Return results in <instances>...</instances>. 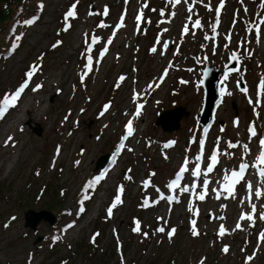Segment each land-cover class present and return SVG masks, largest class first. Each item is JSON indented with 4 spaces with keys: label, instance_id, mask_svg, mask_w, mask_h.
<instances>
[{
    "label": "rangeland",
    "instance_id": "obj_1",
    "mask_svg": "<svg viewBox=\"0 0 264 264\" xmlns=\"http://www.w3.org/2000/svg\"><path fill=\"white\" fill-rule=\"evenodd\" d=\"M261 2L225 0L216 33L212 25L220 0H188V4L182 0L175 7L168 0H30L31 11L20 8L14 33L21 45L0 58V104L20 88L18 83L30 66L40 65V69L16 106L0 118V264H200L202 260L204 264H245L247 257H252L250 264H264V242L259 238L264 232V221L259 219L264 212V178L251 167L259 154V140L264 139V90L258 87L264 78V26L259 43L254 31L264 17ZM209 3L213 11L205 7ZM73 4L76 19H69L71 27L65 32L64 16ZM189 6H193L192 21L199 19L202 28H193L188 21ZM141 10L144 15L138 24L136 16ZM122 18L124 26L120 27ZM25 21L35 22L26 25ZM185 24L189 33L182 36ZM205 35L216 38L205 40ZM227 35L232 37L230 42ZM93 36L98 43L92 44ZM58 41L62 43L54 48ZM107 45L110 51L100 59ZM154 46L155 53L150 51ZM233 52L239 56V68L228 73L219 90L220 96L222 88L231 95L221 96L214 122L206 136L202 135L198 123L204 98L199 84L202 69L216 66L221 71ZM89 54L93 70L81 84ZM214 73L209 72L211 78ZM120 77L125 79L121 82ZM37 85L42 87L32 91ZM134 95L138 96L135 101ZM106 104L111 107L101 117ZM138 104L144 107L135 117ZM26 105L31 109L28 114L24 113ZM176 108L184 110L177 129L162 131L155 125L157 116ZM129 120L133 135L123 141L125 147L116 155ZM234 121H239L238 126ZM250 126L255 127L256 137H250ZM9 137L13 139L6 146ZM201 140L202 175L196 178L191 171ZM169 142L174 144L165 148ZM228 142L239 146L229 149ZM244 144L250 152L243 151ZM217 150L232 155L218 157L219 163L207 176L205 200L200 201L203 172ZM108 153L115 163L112 159L102 173L94 170L96 160ZM186 156L189 172L180 188L170 190L167 185ZM242 158L250 165L245 179L235 186L234 194L223 192L217 199L223 176L238 171ZM94 173L103 179L94 192L89 190L92 198L84 201L81 213L83 189L95 178ZM146 180H151L148 188L144 187ZM249 181L253 192L262 193L260 198L253 195L251 203ZM121 186L123 202L109 218L106 210ZM186 186L189 191L182 192ZM59 191L62 216L56 218L52 212V226L41 220L34 231L26 229L25 213H40ZM161 194L175 196L179 202L169 204L164 199L154 204ZM145 199L151 206H142ZM252 203L256 204L254 224L240 219L253 214ZM189 207L198 209L199 215L193 216ZM192 219L198 237L191 235ZM135 221L140 222L139 233L133 231ZM221 226L226 229L223 237L218 235ZM158 227L165 232H157ZM172 228L176 233L169 240L167 233ZM225 246L227 254L222 251ZM87 251L94 257L89 258Z\"/></svg>",
    "mask_w": 264,
    "mask_h": 264
},
{
    "label": "snow or ice",
    "instance_id": "obj_2",
    "mask_svg": "<svg viewBox=\"0 0 264 264\" xmlns=\"http://www.w3.org/2000/svg\"><path fill=\"white\" fill-rule=\"evenodd\" d=\"M125 2L127 3V0H125ZM182 2V0H168V3H170L173 7H175L176 5H179L180 3ZM183 2L185 4H188V0H183ZM202 2V0H201ZM224 3H225V0H220V3L219 5L216 7L215 9V13H216V16H215V22L214 24L212 25V32L213 33H216L217 31V28L219 26V23H220V13H221V10L224 8ZM241 3H243V0H241ZM261 8H264V0H262L261 2ZM143 7H148L147 3L145 2L143 4ZM205 7L207 8L208 11H213L210 3L208 5H205ZM153 11H156L155 9H153ZM187 11L189 13V16H188V21L190 23H192V27L193 28H202V24L200 22L199 19L195 20L194 22L192 21V14H193V6H189L187 8ZM245 12H247V9L245 8ZM92 13H90L91 15ZM108 14V10L107 8H105V11H104V15H107ZM143 11L141 10L139 12V14L136 16V21L137 23L139 24L140 21L143 19ZM160 15L161 16H164L165 13L163 10L160 11ZM171 16H175V12H171L170 13ZM76 19V4H73L69 10L65 13V16H64V21H65V24H66V27L63 29V31L67 32L70 27H71V24L69 23V19ZM35 21H25V24L26 25H30L32 23H34ZM168 22H171V21H168ZM120 27H123L124 24H123V18L121 19L120 21ZM261 26H264V17H261L259 19V21L257 22L256 24V27L254 29L255 31V34H256V42L259 43L260 42V39H261ZM99 27H104L103 24L99 25ZM166 31V30H165ZM248 31L249 32H252L253 31V28L249 27L248 28ZM189 33V27L187 24H185V26L183 27L182 29V36L183 35H187ZM193 35L195 34L194 32L192 33ZM85 37H86V43H87V34H85ZM215 35L213 36H208V35H205L204 39L205 40H215ZM225 39L227 41H231L232 37L231 35H227L225 37ZM16 40L19 41L20 40V37H16ZM98 38H96L95 36L92 37V44H96L98 43ZM159 42V41H158ZM62 42L58 41L57 44H54L53 47H58ZM108 43L110 44L111 43V40L108 41ZM18 47V44L16 45ZM164 49L166 50L167 49V43H165L163 45ZM15 50V49H13ZM88 51L89 53L91 52V45H89V48H88ZM151 52L155 53L157 51V48L154 46L151 50ZM107 52V48L104 49L103 52H101L100 54V59L103 58V56L106 54ZM42 59V58H41ZM231 60L233 61H237L239 60V57H238V54L236 52H233L231 54V57H230ZM99 62V61H97ZM93 59H92V56L89 54L87 56V60H86V64H85V67H84V71L83 73L81 74V77H80V80H81V84L84 83L85 81V78L87 76L88 73H91L92 70H93ZM40 69V65H32L30 66V69L28 72H26L25 76H26V80L25 82L22 84V86L14 93L11 95V97H5L4 98V101L2 104H0V118H3L4 114L8 111L9 107H15L16 106V102L17 100L20 98L21 94L25 91V89H27L29 87V82L32 80L33 76L37 73V71H39ZM238 70V69H237ZM167 75V72H165L163 75H162V78H161V82L163 81V76H166ZM205 75H207V73H205ZM125 78L124 77H120L119 80L122 82ZM224 79L227 80L228 79V73L226 72L224 74ZM182 83H184L182 81ZM156 87L159 86V84L155 85ZM40 87H42L41 85H37L35 88L32 89V91H38L40 89ZM116 87H119V82L117 83ZM150 88L152 87V85L149 86ZM259 89L261 90H264V78H262V80L260 81V84H259ZM243 92L245 93V95H247V88H244L243 89ZM223 95H231L230 92H226L223 88L221 89V96ZM259 95V93H258ZM138 98V96L134 95L133 99L134 101ZM249 103L252 104L253 101L251 99H249ZM257 104H259V99H257L256 101ZM111 107V105L109 104H106L104 105L102 111L100 112V116L103 117L105 115V113L108 112L109 108ZM144 105L143 104H138L137 107H136V110H135V113H134V116L135 117H139L140 114H141V111L143 109ZM65 119H67V117H65ZM234 124L238 126L239 124V121H234ZM223 130V129H222ZM249 134H250V137H256L257 136V132H256V129L254 126H250L249 129ZM133 132H134V129H133V122L132 120H129L128 123L126 124L125 126V135L121 138V143L118 145L117 147V152H116V155L119 154L120 150H122L125 145L123 143V141H126L129 137H131L133 135ZM207 134V129H205V136ZM13 138L12 137H9L8 138V141H6V146H7V143L10 142ZM174 144V142H169L168 144H165L164 147L165 148H168V147H171L172 145ZM239 145L238 144H235V143H231V142H228L227 144V147L229 149H235L237 148ZM242 148H243V151L245 153H248L250 152V149H249V146L247 144H244L242 145ZM129 151H131V149H128ZM203 153H204V142L203 140L200 141V154H198L196 157H195V167L194 169L191 171V175L194 176V177H201L202 175V171H201V167H200V162L203 160L204 156H203ZM220 155H226V156H231L232 153L228 152V153H220L219 150L217 151H214L211 156H210V163L207 165V168H206V171L203 172V176L205 177L204 181H203V188H204V192L201 193V194H198L197 195V199L200 200V201H204L205 200V196L207 194V191H208V184H209V180L207 179V176L209 173H212L214 168L217 166V164L219 163V159L218 157ZM168 157L165 156V159H167ZM80 162L79 161H76V164L78 165ZM113 163H115V159H113ZM189 163H190V160L189 158L186 156L184 158V161L182 163V166L179 168L178 172L175 174V178L167 185V187L170 189V190H175V189H178L180 188V184H181V181L184 179L185 177V173H188L189 172ZM250 165L248 162H245L243 160V158L241 159V162L239 163V170L236 171V170H232L230 171V173H227L223 176L222 180H223V183H222V187H221V191H218L216 193V198L219 199L221 194L223 192H226L228 194H234V189H235V186L240 183L242 180L245 179V173L247 172V170L249 169ZM252 168L256 169V171L258 172L259 176L261 178H264V139H260L259 140V154L256 158V161L255 163H253L251 165ZM150 175H155V173H151ZM128 179H130V177H127ZM103 179V176H99V177H96L92 180H90L89 182L86 183V185L84 186V189H83V196H82V199L80 201V204H81V207H80V212L82 213L84 211V207H83V204H84V201H87V200H90L92 197L91 195L89 194V190L91 189L93 192L95 191V186L100 182V180ZM217 183H221V181H217ZM151 186V180H146L144 181V187L145 188H148ZM193 187H195V185H193ZM253 183L251 181H249L247 183V190H248V193H249V202L251 203V197L254 195L256 198H260L262 196V193L261 191H259L258 189L256 191L253 192ZM157 191H159V189H157ZM182 192H188L189 191V188L186 186L184 188L181 189ZM213 191H216L215 189H213ZM124 192V189L123 187H119L118 190H117V194L113 200V202L110 204V206L107 208L106 210V214L109 218L112 217L113 215V210L120 204H122V194ZM164 199H167L168 200V203L171 204L173 202V200H176V202H179L178 201V198L173 196V197H165L163 194H161L159 196V199L154 201L153 203H159L160 200H164ZM144 207H148V206H151L149 205L148 203V200L145 199L143 205ZM262 208H264V205H261ZM251 209H252V213L253 214H249V215H241L240 216V219L241 220H247V221H251L253 222L254 224V214L256 212V204L252 203L251 204ZM189 212H191L193 214V216H198L199 215V210L198 209H193L192 207H189L188 209ZM13 220L16 219L15 217L12 218ZM158 219H162V218H158ZM259 219L264 221V212H262L259 216ZM135 224L136 226L133 228V231L136 232V233H139L141 231V227H140V222L139 221H135ZM190 225H191V228H190V231H191V235L193 237H198L200 235V232L198 231L197 229V226H196V220L195 219H192L190 221ZM7 227V225H5ZM236 228L239 229L240 228V225L237 224L236 225ZM157 232L159 233H164L165 232V228L164 227H158L156 229ZM176 233V229L175 228H172L168 231L167 235H168V239L169 240H172L174 235ZM226 234V229L221 226L219 228V232H218V235L220 237H223L224 235ZM96 235H99V234H96ZM145 236H147V234L145 233L144 234ZM260 240L262 242H264V232H261L260 233V236H259ZM95 241V236H93V242ZM222 251L227 254L229 252V248L227 246H225ZM252 260V257H247L246 258V262L245 264H250V261ZM200 264H204V261L202 260L200 262Z\"/></svg>",
    "mask_w": 264,
    "mask_h": 264
},
{
    "label": "water",
    "instance_id": "obj_3",
    "mask_svg": "<svg viewBox=\"0 0 264 264\" xmlns=\"http://www.w3.org/2000/svg\"><path fill=\"white\" fill-rule=\"evenodd\" d=\"M239 57V56H238ZM239 68V64L237 61L229 60L225 67L223 68L222 72H219L218 67L214 66L213 68H209L208 66L202 70V78L200 80V85L204 88L203 90V97L204 102H202V111L199 113L200 118V125L205 128L209 122H212L211 113L214 111V105L220 100V96L218 95V90H220V84L224 80V74L226 72H234L236 69ZM209 72H215L213 75L214 77L211 78ZM207 73V75H205ZM184 110L176 108L170 112H164L162 115L157 116V122L155 125H158L162 131H174L178 128V123L183 116ZM201 116V117H200ZM204 120H203V118ZM39 130L34 131L37 135L39 134ZM110 159V156L107 154H103L100 159L96 160L95 162V169L94 170H101L105 169L106 163ZM52 213V212H51ZM47 212V210H41L40 213H36L35 211H28L24 215V222L26 229L35 230L36 226L41 223V220L47 221L49 226L55 223L54 216Z\"/></svg>",
    "mask_w": 264,
    "mask_h": 264
},
{
    "label": "trees",
    "instance_id": "obj_4",
    "mask_svg": "<svg viewBox=\"0 0 264 264\" xmlns=\"http://www.w3.org/2000/svg\"><path fill=\"white\" fill-rule=\"evenodd\" d=\"M30 0H0V58L3 55H9L13 49H15L19 43L16 41V33H14L13 27L16 23L15 16L20 13V8L25 7L31 11V7H28ZM15 19V20H14ZM14 20V21H13ZM25 77V72L23 73ZM23 80V79H22ZM22 80L20 82H22ZM55 193V191H54ZM51 195L50 203L44 206L41 210H47V212H53L56 218L62 216L63 209L60 206L62 199H60L61 191L57 195ZM89 258H93L94 254L91 256V251H87ZM96 253V252H95Z\"/></svg>",
    "mask_w": 264,
    "mask_h": 264
},
{
    "label": "bare ground",
    "instance_id": "obj_5",
    "mask_svg": "<svg viewBox=\"0 0 264 264\" xmlns=\"http://www.w3.org/2000/svg\"><path fill=\"white\" fill-rule=\"evenodd\" d=\"M123 30H124V29H123ZM118 34H119V33H118ZM118 34H117V35H118ZM120 34H121V33H120ZM117 35H116V36H117ZM118 37H119V36H118ZM119 42H120V40H119ZM111 43H112V42H111ZM110 46H111V44H110ZM108 47H109V46L107 45V47H106V48H107V52L110 51V49H108ZM108 54H109V53H108ZM126 55H127V54H126ZM107 56H108V55H107ZM131 95H132V94H131ZM128 96H129V95H128ZM130 99H131V97H130ZM26 107H27V105H26ZM20 109H21V108H20ZM22 110H23V108H22ZM30 110H31V109L27 107V109H25L24 113H27V114H28L29 112H31ZM20 112H22V111H20ZM15 113H16V112H15ZM30 114H31V113H30ZM34 114H35V113H34ZM35 115H36V114H35ZM15 116H17V114H16ZM202 118H203V116H202ZM15 120H16V119H13L12 122L14 123ZM203 120H204V118H203ZM11 124H12V123H11ZM9 125H10V124H9ZM15 127H16V126H15ZM9 128H10V127H9ZM11 128H13V127H11ZM13 129H14V128H13ZM259 182H260V181H259ZM263 182H264V181H263ZM261 184H262V183H261ZM211 208H214V207H211Z\"/></svg>",
    "mask_w": 264,
    "mask_h": 264
}]
</instances>
